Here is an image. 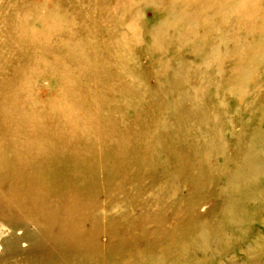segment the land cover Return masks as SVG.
Here are the masks:
<instances>
[{
    "label": "rangeland",
    "instance_id": "obj_1",
    "mask_svg": "<svg viewBox=\"0 0 264 264\" xmlns=\"http://www.w3.org/2000/svg\"><path fill=\"white\" fill-rule=\"evenodd\" d=\"M0 264H264V0H0Z\"/></svg>",
    "mask_w": 264,
    "mask_h": 264
}]
</instances>
